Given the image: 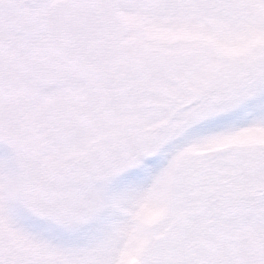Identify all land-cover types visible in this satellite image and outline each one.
I'll use <instances>...</instances> for the list:
<instances>
[{
	"label": "snow or ice",
	"instance_id": "6c2138e0",
	"mask_svg": "<svg viewBox=\"0 0 264 264\" xmlns=\"http://www.w3.org/2000/svg\"><path fill=\"white\" fill-rule=\"evenodd\" d=\"M0 264H264V0H0Z\"/></svg>",
	"mask_w": 264,
	"mask_h": 264
}]
</instances>
